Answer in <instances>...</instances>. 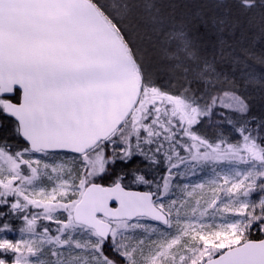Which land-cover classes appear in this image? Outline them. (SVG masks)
I'll list each match as a JSON object with an SVG mask.
<instances>
[{"label": "snow or ice", "instance_id": "6c2138e0", "mask_svg": "<svg viewBox=\"0 0 264 264\" xmlns=\"http://www.w3.org/2000/svg\"><path fill=\"white\" fill-rule=\"evenodd\" d=\"M249 87L264 0H0V264H264Z\"/></svg>", "mask_w": 264, "mask_h": 264}, {"label": "trees", "instance_id": "16d2710c", "mask_svg": "<svg viewBox=\"0 0 264 264\" xmlns=\"http://www.w3.org/2000/svg\"><path fill=\"white\" fill-rule=\"evenodd\" d=\"M260 47H261V45L257 44V49H259ZM255 68H256L257 72H260L262 70L259 65H256ZM226 71L231 73L232 69L226 68ZM235 75L239 79L240 73L238 71L235 73ZM244 91L251 98L253 114L256 116H259L262 113H264V104H262L259 100L258 90H254L253 88L249 87V88L244 89ZM12 222H13V224H19L20 223L19 221H15V220H13Z\"/></svg>", "mask_w": 264, "mask_h": 264}, {"label": "rangeland", "instance_id": "374dc122", "mask_svg": "<svg viewBox=\"0 0 264 264\" xmlns=\"http://www.w3.org/2000/svg\"><path fill=\"white\" fill-rule=\"evenodd\" d=\"M209 133H211L212 131H214V129H208ZM10 237H12V234H9Z\"/></svg>", "mask_w": 264, "mask_h": 264}]
</instances>
